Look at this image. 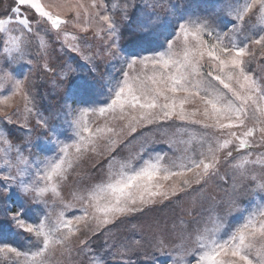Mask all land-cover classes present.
Instances as JSON below:
<instances>
[{
  "label": "snow or ice",
  "instance_id": "obj_1",
  "mask_svg": "<svg viewBox=\"0 0 264 264\" xmlns=\"http://www.w3.org/2000/svg\"><path fill=\"white\" fill-rule=\"evenodd\" d=\"M14 5L7 19L0 18V34L5 37L4 52L9 54L5 60L9 65L27 56L35 17L40 18L35 24L39 30L36 36L45 51L40 33L47 34L50 29L42 25L50 23L51 29L59 30L68 23L61 19L59 11L42 0H14ZM91 6L97 7L96 0H92ZM132 7L136 5L133 3ZM145 7L148 11L140 19L137 31L149 39L138 44L135 51L120 46L121 29L114 16L100 17L107 24L109 37L105 41V55L111 61L126 64L127 68L121 67L116 76L106 79L108 99L102 101V107L67 106L65 122L72 129L74 144L63 143L60 136L64 134L58 135L56 128L43 117L38 123L58 146L52 156L31 159V152L25 156L22 146H14L6 137L2 138L6 145L0 154L3 198L8 200L13 192L19 193L30 198L40 212L29 217L23 204L16 208L5 206V215L11 213L8 218L17 230L28 234L29 243L21 248L0 239V264H51L54 251L59 248L71 254L72 241L80 235L84 239L79 240L76 251L84 256L91 253L90 264H106L102 255L88 247L91 240L87 233L100 231L124 214L176 198L193 185L206 184L217 174L222 154L225 162L236 154L238 158L231 167L238 171L240 180H233L221 199L213 198L214 204L207 209L203 225L188 234L186 238L191 239V245L181 252L182 264H264V171H251L257 165L264 168V156L253 160L251 152L238 154V150L253 146L250 138L257 132L264 142V83L247 68L254 55L250 45H259L264 55V35L257 39L244 35L241 39L244 32L241 25L249 15L257 16L262 26L259 31L264 32V0H221L218 8L203 14L188 5L189 11L180 15L177 23L157 11L166 7L168 15L175 16L174 5H166V0H153ZM25 8L32 14L23 15ZM82 8L83 4H72L70 0L56 6L65 12H75L77 18ZM112 8L121 12L124 20L129 19L127 0L123 5L114 3ZM13 24L19 27H10ZM152 37L162 42L155 43ZM144 51L151 54L141 55ZM205 66L207 72L203 70ZM0 74V80L5 82L0 86L5 91L7 81H12L17 91H23L25 81L15 79L3 67ZM23 99L26 112L31 114L28 95ZM95 115L106 118L104 125L89 122V116ZM171 119L201 125L219 135L205 132L199 138L172 139L169 147L178 155L155 153L147 159L141 155L147 151L146 144H142L138 152L117 161L113 150L126 142L117 136L130 137L138 128ZM249 119L254 121L253 127L248 126ZM114 121L125 122L120 133L109 126ZM100 140L106 142L111 165L105 178L74 191L73 199L64 201L59 191L62 182L68 179L82 154L97 151ZM176 143L185 147L177 149L173 147ZM46 192H51L59 203L60 210L54 216L44 197ZM75 211L81 214L74 215ZM159 246L163 250L164 242L160 241Z\"/></svg>",
  "mask_w": 264,
  "mask_h": 264
},
{
  "label": "rangeland",
  "instance_id": "obj_2",
  "mask_svg": "<svg viewBox=\"0 0 264 264\" xmlns=\"http://www.w3.org/2000/svg\"><path fill=\"white\" fill-rule=\"evenodd\" d=\"M130 1L132 4L140 5L135 0ZM188 1L189 0H166V5H174L173 11L175 12V16H169L166 7L158 8L157 11L161 12V14L167 19L172 20L173 23H177V18L189 11L184 7L185 3ZM42 2L53 6L54 10L60 12L61 19H66L68 21V23L62 24L59 30L51 29L50 23L42 25L43 28L50 29V32L47 34L44 32L40 33L44 38L46 51L41 49L40 39L36 36V31H39L38 29H35V24L40 19L38 16L32 21L34 31L31 36L28 37L29 43L26 50L27 56L22 61L9 65L5 60V57L9 55L4 52L5 37L3 34H0V67L10 71L15 79L25 81L22 92L16 90L12 81L6 82L7 91L4 90L3 86H0V92L3 93V95H0V154H2V150L6 148V145L3 143V137H6L12 145H19L15 142L16 136L14 130H17L19 136H21L20 139H22V135L28 139L26 146H22V151L25 156H29L30 152L31 159H44L45 157L52 156L53 153L58 150V146L54 140L49 138L48 133L45 132L38 123L41 117L48 119L51 115H54L55 118L52 125L56 128L57 134H64L60 136V140L69 145L74 144L75 137L73 136L72 129H70L65 122L64 113L67 111V106L71 105L75 109L83 107H102V101H106L108 97L103 100L86 98V88L98 82H105L109 77L116 76L121 67L125 69L127 68L126 64H121L119 60L111 61V58L105 55V41H107L109 37L107 33V24L100 19L103 15H111L114 16L117 24L119 21L123 22L124 19L122 18V13L114 11L112 5L114 3L123 5L126 0H96L97 7L95 8L91 6L92 0H70V3L72 4L80 3L84 5V8L79 9L78 18L75 12H65L63 9H56V6L64 3L65 0H42ZM151 2H153V0H144L141 5L145 7L147 3ZM127 3L129 4L128 0ZM190 3L194 8L200 4L198 0H190ZM101 4L103 7L100 6ZM132 4L129 5L128 14L131 11ZM220 4L221 0L207 1L204 4L203 9L211 12L218 8ZM13 6H15L14 0H0V13L2 12L3 19L9 17L10 9ZM195 10L197 11V9ZM255 11L256 10H253V12ZM22 14L31 15L32 13L25 8ZM138 23L139 21H136L137 26ZM241 26L244 29L241 39H243L244 35H248L251 39H257L260 35H264V32L259 31L262 26L259 24L256 15H249L246 17V21ZM10 27L18 28L19 26L13 24L10 25ZM119 27L121 29L122 25H119ZM228 27L230 28L231 25ZM223 31H227V29H223ZM137 32L142 33L139 31ZM14 34L18 35L19 32ZM147 39L149 38L146 36L145 40ZM151 39L155 41V43L162 42L161 39L157 37H152ZM145 40L135 43L140 44ZM244 43H249V41L244 40ZM119 44L126 51H135L137 49V46L134 47L133 44L125 45V40L121 38V35ZM152 46L153 45H147L149 48ZM7 47L11 48V44H8ZM249 47L254 55L257 52L259 53L257 63H249L247 68L258 81L264 83V55L261 54L259 45H250ZM149 54H151L150 51L141 52V55ZM29 61H31V63H29ZM69 68L73 69V71H68ZM203 70L204 72H207L209 69L205 66ZM26 77L27 79L25 80ZM4 83V81L0 80V85ZM74 90L78 91L73 94ZM25 94L29 97L27 107L33 110L31 114L25 110V100L23 99ZM42 103H45V105H47V103L55 105V112H42ZM36 105L40 106L37 110L35 109ZM188 107L191 108L193 105H189ZM36 113H39V116L36 115ZM88 119L90 123L94 121L96 122L95 125L102 126L105 123V120L103 119L106 118L95 115L89 116ZM124 123L125 122L114 121L109 126L115 127L117 133H120ZM247 123L249 127L254 126V121L251 119H249ZM24 127H27V132L25 133L23 132ZM30 129H33L31 134ZM142 129L145 130L140 132ZM124 131L127 132V129H124ZM205 132L209 135H219L215 130L205 129L201 125L191 124L178 119L165 120L153 125L138 128L137 133L131 134L130 137L117 136V139L128 141L124 146L118 144L114 150L117 151L118 156H121L120 158L117 157V161L127 159L138 152L142 144H146L147 147V151L141 153L144 159H147L148 155L155 153H167L169 156L178 155V152H173L172 148L169 147L172 139H176L177 141L187 140L189 136L199 138V136ZM250 139L253 146L246 150H238L239 156L247 155L248 152L252 153L251 158L253 160L264 156V142L260 140L259 132ZM173 147L183 149L185 145L176 143ZM41 149H43V151H41ZM96 149V152L89 150L82 154V158L76 163H87L92 166L106 164L102 167H96L92 174L85 177L86 180L89 179L91 181L89 185L103 180L107 169L111 166L109 161L102 162V156L106 153V142L104 140L98 141ZM72 151H74V149H72ZM14 155L15 152L13 151V156ZM236 158L238 157L234 154L233 159L225 162L222 154L217 174L208 179L206 184L193 185L192 188L186 191L189 193L176 203L177 208L181 203L185 207H187V204L189 205L186 209L187 211H184L182 214L183 219L185 220L183 223L184 230H186L188 234L194 232L195 228L203 225L204 219L207 216V209L214 204L213 198L219 200L223 197L225 189L220 185L221 183L217 178H219L220 175L222 176L226 171L229 172L230 170H233L231 165L235 162ZM251 171L259 173L264 171V168L257 165L252 168ZM71 175L72 171L69 172L68 179L65 182L72 180ZM238 178L240 179L239 175ZM65 182H62V190L59 189V191L61 196L66 199L64 201H69L72 200L73 197L68 194L70 193V187ZM3 195L2 189H0V239L9 241L14 246L24 248L29 243L28 234L15 228L14 223L8 218L11 213L5 215L4 208L6 205L16 208L20 204H23L25 208H27L28 205L29 217H35L37 213L40 212V208L33 206L30 198L27 199L19 193L13 192L8 200H5ZM44 197L49 201V207L54 216L55 213L60 210L59 206L56 205V202H58L56 197H54L51 192L44 193ZM24 198L26 200H24ZM161 202L162 201L157 204ZM149 207L151 208L152 206H147L143 213L135 215L134 213L124 214L127 216H124V219L121 222L118 220L120 216L115 218L111 223H118V225H116L118 229L115 230L113 234L107 235V230L112 227L106 229L105 225L100 231L91 232L89 237L102 235L107 238L106 240H114L116 237L118 238L119 234L117 233L119 230L122 231L127 227L137 225L140 227L141 232L138 234V240H135L134 243L139 247L140 244H138V241H140L139 238L144 231L142 225L147 226L150 223L152 216L155 214L152 208L146 211ZM189 207L191 208L189 209ZM194 209L196 210L194 211ZM73 214L80 215L81 213L75 211ZM190 217L194 220L191 224H189L187 220ZM94 226L95 225L93 224V227ZM189 230H191L190 233ZM98 236L92 238L88 247L102 255L106 264H134L127 259L125 254V252H131L134 248L123 252V250H119L118 246L114 243H105L103 241L105 239L98 238ZM83 237L84 235H80L77 239L72 241L73 251L71 254L63 252L61 249L57 248L51 255V264H90L91 253L89 256H84L76 251V249L80 247L79 240L83 239ZM112 249L116 251L113 252ZM167 256H169V253ZM180 258L182 257L178 254L172 253L171 259L167 264H182V259Z\"/></svg>",
  "mask_w": 264,
  "mask_h": 264
},
{
  "label": "trees",
  "instance_id": "obj_3",
  "mask_svg": "<svg viewBox=\"0 0 264 264\" xmlns=\"http://www.w3.org/2000/svg\"><path fill=\"white\" fill-rule=\"evenodd\" d=\"M128 1H129V5H131L132 4L131 1L130 0ZM135 1L138 2L140 5H136L135 8L131 7V11L128 14L129 19L124 20L123 22L121 21L118 22L119 25H122L120 35H121V38L125 40V45L133 44L134 47L138 46V44L135 42L145 40L146 38V35L144 33L137 32L136 21H140L143 14L146 11H148L146 7L141 5L143 4L142 2L144 0H135ZM198 1L200 4L198 6H195V9H197L198 13L203 14L205 12V9H203L204 4L207 1H215V0H198ZM188 5H192L190 3V0L187 3H185V6H184L187 10H189ZM2 17L3 15L1 12L0 18ZM141 34H144V35H141ZM258 53L259 52L253 55V59L251 60L250 64L257 63ZM86 93H87L86 98H91L95 100L106 99L107 98V95H106L107 87H106L105 82H98L96 84H92L88 86L86 88ZM38 107L40 108L39 105H36L35 109L36 110L39 109ZM54 107L55 105L53 104L47 103V105H45L44 103L41 106V110L44 113H54L55 112ZM48 119H50L48 121L51 125L55 121L54 115H51ZM103 120H106V119H103ZM144 130L145 129H142L140 132H143ZM14 131H15V136H16L15 138L16 144H19L23 147L26 146L28 139H26L24 135H22V139H20L21 136H19L17 130H14ZM32 131L33 129L32 130L30 129V134ZM23 132L24 133L27 132V127L23 128ZM127 141L120 143V146H124L125 144H127ZM113 154L118 158L121 157V156H118V153L115 150H113ZM105 161H109V152L107 150H106V153H104L102 156V162H105ZM104 165L106 164H98L97 166H92L87 163L86 164H75L76 167L74 166L73 169L71 170L72 180L67 181V182L64 181L70 187L69 188L70 193L68 194L72 197L71 192L79 191L89 186L91 181L89 179L86 180L85 177H87L89 174H92L95 171L96 167H100V166L102 167ZM238 175H239L238 171L233 169V170H230L229 172L226 171L222 176L220 175V177L217 179H219V182L221 183L220 185H222L223 189H226L233 183V180H236V178H237V181L240 180L238 178ZM60 189L62 190V184H61ZM188 193L189 192H185L183 194H180L176 198H172L167 201H162L161 203L151 207L152 210H154L155 214L152 216V219L147 226L142 225L144 231L142 232L139 238L140 241H138V244H140L139 247H137L136 244L134 243L135 240L136 241L138 240V234H140L141 232L140 227L137 225L127 227L122 231L119 230L117 233L119 234V236L118 238L116 237V239L114 240H106L107 238L105 236L103 237L102 235H99V236L96 235L94 237L90 236V240L98 236V238L105 239L103 240L105 243H110V242L112 244L114 243L116 246H118L119 250H123V252H125L126 250L129 251L130 249L134 248L131 252H125L127 259L130 262H133L134 264H158V263L167 264L169 263L171 259L172 253H176L181 257V252L183 248L191 245V239L186 238L188 237V233L186 232V230H184L183 223L185 222V220L183 219V216H182L183 212L187 211L186 209L189 205L187 204V207H185L181 203V205L178 206V208L176 206V203L179 200H182L183 196L187 195ZM24 200L26 199L24 198ZM63 200H66V199L63 198ZM56 205L59 206V203L56 202ZM151 208L150 207L147 208L146 211H148ZM190 208L191 207H189V209ZM27 209H28V205H27ZM195 210L196 209H194V211ZM143 212H145V210L136 212L134 213V215L138 213H143ZM124 216H127V215L120 216L118 220H120L121 222L124 219ZM187 220L189 224L194 222V220H192L191 217L188 218ZM182 221L183 223H181ZM116 225H118V223H111L105 226L106 229H109L112 227L111 229L107 230V235L113 234V232L118 229ZM190 231L191 230H189V233ZM89 234H91V232H89L87 235ZM160 241H163L165 244V247L163 250H161L159 246ZM112 251L115 252L116 250L112 249ZM168 253H169V256H167Z\"/></svg>",
  "mask_w": 264,
  "mask_h": 264
}]
</instances>
